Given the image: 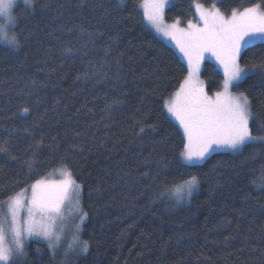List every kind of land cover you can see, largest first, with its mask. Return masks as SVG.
Wrapping results in <instances>:
<instances>
[{
    "label": "trees",
    "instance_id": "16d2710c",
    "mask_svg": "<svg viewBox=\"0 0 264 264\" xmlns=\"http://www.w3.org/2000/svg\"><path fill=\"white\" fill-rule=\"evenodd\" d=\"M260 2L173 0L165 17L184 25L195 3L228 14ZM140 3L34 0L13 9L21 47L0 45V202L67 167L82 186L89 244L62 262L30 242L13 264H264V189L252 183H261L264 148L213 153L200 165L179 157L182 131L162 101L187 67L147 26ZM240 65L248 73L234 91L249 96L258 125L264 41L245 48ZM201 76L209 94L221 89L215 58ZM182 173L200 179L187 204L160 195Z\"/></svg>",
    "mask_w": 264,
    "mask_h": 264
},
{
    "label": "snow or ice",
    "instance_id": "6c2138e0",
    "mask_svg": "<svg viewBox=\"0 0 264 264\" xmlns=\"http://www.w3.org/2000/svg\"><path fill=\"white\" fill-rule=\"evenodd\" d=\"M16 2L0 0V18H3L0 45L11 51H18L21 47L18 33H15L17 18L12 15ZM23 3L32 8L34 0H23ZM166 3L167 0H142L139 6L147 23L174 41L187 62V75L179 87L162 101L163 109L182 130L179 157L186 164L195 165L221 148L233 153L255 143L264 148V134H253L254 127L257 132L264 133V122L257 125L258 117L247 94L232 91L247 75L239 63L241 49L256 39H264V0L243 10L233 8L228 14L215 5L205 8L203 4L195 3L199 21H189L186 27H181L179 20L170 24L165 22ZM10 30L12 35H8ZM211 58H215L223 70V83L220 90L209 94L205 82L200 79V72L203 61ZM23 111L28 112V109ZM140 132H144L143 127ZM0 151L7 149L0 147ZM25 164L31 167L30 161H25ZM260 172L261 183L257 184L255 178L252 183L264 189V165ZM61 175L63 178L58 181L36 180L29 186L30 195L29 188H21L0 202V206L7 207V213L0 216V264H13L16 257L24 254L25 242L31 238L47 241L49 249L60 243L61 235L56 231V225L61 219L62 205L70 190L75 192L79 203L82 190L67 167L61 169ZM185 175L188 178H184ZM199 184L197 175L182 173L181 179L174 180L160 195L167 194L176 203H182L192 196ZM87 215L81 210V224ZM76 229L79 231L80 225ZM79 247L86 253L89 244L79 241Z\"/></svg>",
    "mask_w": 264,
    "mask_h": 264
},
{
    "label": "rangeland",
    "instance_id": "374dc122",
    "mask_svg": "<svg viewBox=\"0 0 264 264\" xmlns=\"http://www.w3.org/2000/svg\"><path fill=\"white\" fill-rule=\"evenodd\" d=\"M173 0H167V3L165 5V9H164V19H165V22L166 23H172V22H168L166 20V17H165V14H166V10L167 8L170 6V4L172 3ZM17 4H24L23 3V0H17L16 4L14 5V7L17 5ZM25 5V4H24ZM13 7V9H14ZM205 7V6H204ZM205 8H211V7H205ZM142 12H143V9L141 8ZM196 11V9H195ZM12 15H13V10H12ZM14 16V15H13ZM199 21V15L197 14L196 12V16H195V19L192 20L193 23H197ZM147 26L151 29V31L158 37L160 38L162 41H164L165 43L171 45L174 50L177 52L178 56L181 58V60L184 62V64L186 65L187 67V62L186 60L184 59L183 55L180 53L179 49L175 46V42L170 40L169 38L163 36L162 34L158 33L155 31L154 28H152L148 23L147 21L145 20ZM0 23H3V18H0ZM181 27H186L187 24H180ZM12 31L10 30L8 32V35H12ZM261 41H264V39H256L254 40L252 43L250 44H247L245 45L242 49H241V54L243 52V50L245 48H247L248 46L252 45V44H255L257 42H261ZM241 56V55H240ZM206 60V59H205ZM204 60V61H205ZM204 61L203 63L201 64V72H200V79L202 80V76H201V73H202V69H203V65H204ZM239 63H240V60H239ZM216 66L218 68V70L222 73L223 75V70L222 68L219 66V64L216 62ZM241 66V65H240ZM242 68V66H241ZM245 73H248L247 70H245L244 68H242ZM232 91L234 93H237L234 91V88L232 89ZM168 114V113H167ZM169 116V115H168ZM170 117V116H169ZM171 118V117H170ZM172 119V118H171ZM173 121H175L174 119H172ZM176 122V121H175ZM177 123V122H176ZM178 124V123H177ZM182 131V130H181ZM217 152H231L230 150L228 149H217L215 150L214 152H212L210 155H212L213 153H217ZM209 155V156H210ZM208 156V157H209ZM206 160L202 161V162H199L195 165H200L202 163H204ZM186 163V162H185ZM62 175H61V170L59 171H56V172H53L52 174H50L49 176L43 178V179H46V180H50V181H58L60 179H62ZM198 189V188H197ZM197 189L193 192V194L197 191ZM192 194V195H193ZM29 195H30V189H29ZM170 197V196H169ZM192 197V196H191ZM190 197V198H191ZM171 198V197H170ZM190 198H188L186 201L182 202V203H178V204H187L190 200ZM173 201L174 198H171ZM81 210L83 211V208H82V204H81V192L79 194V203H77V199H76V194L74 191L70 190L69 191V194H68V197L67 199L65 200L64 204L62 205V209H61V219H59L57 221V225H56V231L61 235V240H60V243L57 245L56 248L54 249H51L52 253L55 254L62 262H67L69 259L71 258H77L79 257L80 255L82 254H85L83 252H80V254L75 250L74 247H77V245H79V241H82L81 239V231H82V228H83V224L85 223L86 220H84V222L81 224V221H80V213H81ZM7 213V207L6 205H2L0 206V216H3L4 214ZM23 215V214H22ZM77 225H80V229L79 231H77L76 229V226ZM74 238H78V239H74ZM8 242L10 243L11 242V237L9 235L8 237ZM30 242H38V243H42V244H45L47 245L48 242L47 241H44V240H38L37 238H31L29 240H27L25 242V248H24V252L26 250V246L30 243ZM69 245H72L71 249L69 248Z\"/></svg>",
    "mask_w": 264,
    "mask_h": 264
}]
</instances>
